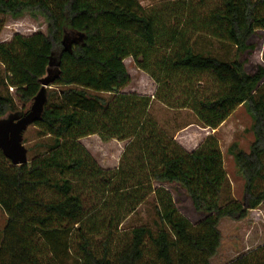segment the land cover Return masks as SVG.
I'll use <instances>...</instances> for the list:
<instances>
[{"label":"trees","instance_id":"1","mask_svg":"<svg viewBox=\"0 0 264 264\" xmlns=\"http://www.w3.org/2000/svg\"><path fill=\"white\" fill-rule=\"evenodd\" d=\"M205 4L179 2L173 18L138 0H0V32L7 15L37 12L47 22L45 32L0 42L2 82L14 91L0 93V119L24 112L14 99L25 108L47 83L27 162L14 165L0 150V264H211L219 222L264 207V67L247 73L237 56L194 46L204 36L235 54L252 50L249 38L264 31V0ZM128 57L155 82L153 98L120 91L130 83ZM153 99L192 110L211 129L245 106L253 140L246 151L228 147L244 179L240 200L221 204L228 177L217 138L184 150L150 116ZM93 134L128 140L117 169L100 167L81 144ZM154 183L179 184L204 217L193 225ZM151 194L154 227L119 231ZM227 264H264V244Z\"/></svg>","mask_w":264,"mask_h":264},{"label":"rangeland","instance_id":"2","mask_svg":"<svg viewBox=\"0 0 264 264\" xmlns=\"http://www.w3.org/2000/svg\"><path fill=\"white\" fill-rule=\"evenodd\" d=\"M186 0H138L140 5L147 11H156L161 16L177 17L181 15L178 11V3ZM192 3L198 0H191ZM215 0H204V9L214 3ZM46 19L37 12H26L15 18L11 15L5 17L4 25L0 32V42H8L16 33L28 36L35 31L45 32ZM253 45L252 50H246L235 54L234 48L229 44L220 43L214 39L199 36L196 38L195 50L210 51L211 54L223 59L237 58L244 62V70L252 73L258 63L264 67V31L256 30L248 40ZM125 68L130 75V83L121 89L124 93H137L154 97L156 89L155 82L143 71L139 70L132 58L124 59ZM4 67L0 64V93L10 94L14 97V91L6 88L2 82ZM212 89V87H211ZM15 100L16 107L20 111L28 110L22 108L21 102ZM149 114L158 123L160 128L175 143L186 151L198 148L208 135H214L223 155V164L228 182L222 191L221 204L230 200H240L243 195L244 179L238 172L233 156L229 154L228 147L231 143H237L238 147L247 150L253 140L251 132L252 119L247 113L244 105L237 107L216 129L202 125L188 108H170L156 99H153L149 108ZM24 145L29 149L38 141V133L35 128L29 126L24 132ZM81 144L89 151L95 161L103 169H117L119 160L128 140L109 139L102 140L97 134L89 135L80 139ZM30 152L27 153L29 158ZM155 188L163 187L171 195L174 205L179 213L185 216L193 225L204 217L197 212L191 203L186 191L177 183H154ZM157 213L154 203V195L151 194L143 201L133 213L127 216L120 225L121 232L128 231L139 225L154 227ZM6 215L0 208V230L4 226ZM221 233L220 246L211 264H227L242 253L253 250L264 244V207L260 206L250 210L243 219L223 218L218 225Z\"/></svg>","mask_w":264,"mask_h":264},{"label":"water","instance_id":"3","mask_svg":"<svg viewBox=\"0 0 264 264\" xmlns=\"http://www.w3.org/2000/svg\"><path fill=\"white\" fill-rule=\"evenodd\" d=\"M46 88L47 83H43L27 111L12 112L0 119V150L14 165L28 160L23 136L26 129L41 118L47 99Z\"/></svg>","mask_w":264,"mask_h":264},{"label":"built area","instance_id":"4","mask_svg":"<svg viewBox=\"0 0 264 264\" xmlns=\"http://www.w3.org/2000/svg\"><path fill=\"white\" fill-rule=\"evenodd\" d=\"M9 89L12 91L13 90V88L12 87H9Z\"/></svg>","mask_w":264,"mask_h":264},{"label":"crops","instance_id":"5","mask_svg":"<svg viewBox=\"0 0 264 264\" xmlns=\"http://www.w3.org/2000/svg\"><path fill=\"white\" fill-rule=\"evenodd\" d=\"M258 64L262 65L261 63H258ZM262 66H263V65H262Z\"/></svg>","mask_w":264,"mask_h":264}]
</instances>
